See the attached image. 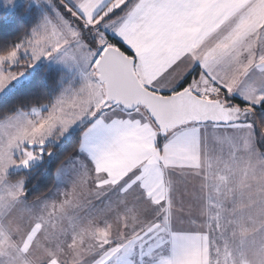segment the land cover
<instances>
[{
	"label": "snow or ice",
	"instance_id": "obj_1",
	"mask_svg": "<svg viewBox=\"0 0 264 264\" xmlns=\"http://www.w3.org/2000/svg\"><path fill=\"white\" fill-rule=\"evenodd\" d=\"M59 3L67 17L46 18L0 53V89L22 74L11 70L20 53L35 62L70 52L88 69L52 103L0 119V264H124L149 244L171 247L158 264H264L255 135L259 126L264 137L255 111L264 105V0ZM97 116L85 133L103 135L92 164L59 199L23 204V179L8 169L27 168L50 137ZM191 181L196 203L186 205L180 186ZM110 192L115 199L94 208ZM185 213L191 230L173 231Z\"/></svg>",
	"mask_w": 264,
	"mask_h": 264
},
{
	"label": "trees",
	"instance_id": "obj_2",
	"mask_svg": "<svg viewBox=\"0 0 264 264\" xmlns=\"http://www.w3.org/2000/svg\"><path fill=\"white\" fill-rule=\"evenodd\" d=\"M52 1L60 12L67 17L68 13L64 11V7L59 3V0ZM39 17V10L28 5L27 2L20 3L12 10L0 8V53L6 52L22 38L30 35L32 29L38 24ZM109 37L114 42L120 43L116 38ZM20 67L19 65H13L11 70H17ZM62 74L63 72L59 68L48 66L45 63L40 64L31 72L28 78L11 87L8 92L0 97V119H3L5 115L10 116L18 111L28 112L32 107L45 106L55 101L61 92ZM190 78L191 75L185 76L178 86ZM231 99L234 103H246L236 96H232ZM255 111L257 120L264 122V105H256ZM87 125L88 123L72 131L67 138L60 141V144L45 145L46 149L52 151L51 157L44 154L42 160L37 164L27 169L7 173L12 180L23 179L25 190L23 199L26 202L44 196L51 190L56 169L78 149L82 131ZM255 135L257 137V147L264 150V137L260 134L259 126L255 127ZM163 139L158 137L157 143L161 145Z\"/></svg>",
	"mask_w": 264,
	"mask_h": 264
},
{
	"label": "rangeland",
	"instance_id": "obj_3",
	"mask_svg": "<svg viewBox=\"0 0 264 264\" xmlns=\"http://www.w3.org/2000/svg\"><path fill=\"white\" fill-rule=\"evenodd\" d=\"M22 2H27L28 5L34 6L37 8V10H39L40 17H39L38 24L35 26L37 28L43 24V22L45 21L46 18L47 19H53V18L57 17L58 15L64 16L60 12V10L55 6V4L52 0H0V8H4L6 10H12ZM74 6H75V3H74ZM37 28H35V29H37ZM35 29L33 28V30H35ZM105 32L108 34H113L112 32H110L108 30H105ZM20 57H23L25 59L22 60ZM44 63L47 64L48 66H53V67H56V68H59L62 70L63 74H62L61 81H60V86H61L60 95L67 93L70 90L78 88L81 85V83L84 81V78H85L86 73L88 71L85 62L82 59L74 56L70 52H60V53L54 54L53 56L47 57V58L41 57L40 59L36 60L35 62H33L31 60L30 56H27L24 53H20L18 55V61L14 65H19L21 67L17 70H14V71L20 72L22 74L18 75L15 79H12L11 81H9L5 87L0 89V97L2 95H4L6 92H8V90L11 87H13L14 85H17L20 81H23L26 78H28L33 70H35L40 64H44ZM32 108H30L29 111H31ZM36 108H40V107H36ZM18 113H22V111H18L16 113H14L13 115H16ZM97 117H95V118H93V117L82 118L81 120H79L76 123L69 126L67 128V130L63 132V134H61L59 136L50 137L46 141L45 145H47V144H60V141L62 139L67 138L72 131L82 127L87 122H90V121L96 119ZM92 133L96 134L97 131H94ZM92 133H90V135ZM164 140L166 141L165 137L162 140V142ZM45 145H44V153L48 157H51L53 153L51 151V155H48V149H46ZM42 157L40 159L31 161L27 168H29V167L37 164L38 162H40L42 160ZM27 168L10 167L8 169V172L18 171V170L27 169ZM58 171H59V169L57 170V173H58ZM58 187H59V183H56L52 187L50 192H48L46 195L41 196L39 198H41L42 200L59 199L60 193L62 191H64V189H59ZM193 191H198V182H196V181H191L187 186V190H185V186H184V195L182 197H183L186 205L188 202H191L193 205H195V203H196L195 200L189 196V193H191ZM39 202L40 201L37 199H35L31 202H26L24 199L22 200V203L25 205L39 204ZM93 205H95V202L93 203ZM198 222H199V220H198ZM176 223H177V221H172L170 223V228L175 232L187 233L191 230V225H189L187 223V219H185L183 221L182 225L178 226V225H176ZM149 247H152V245H150V244L146 245L142 252L138 247L136 252L132 256V259H126L124 261V264H133V260H135V264H158V261L161 257H166V256H169L171 254L170 245L153 247L151 252H149V250H148Z\"/></svg>",
	"mask_w": 264,
	"mask_h": 264
},
{
	"label": "crops",
	"instance_id": "obj_4",
	"mask_svg": "<svg viewBox=\"0 0 264 264\" xmlns=\"http://www.w3.org/2000/svg\"><path fill=\"white\" fill-rule=\"evenodd\" d=\"M65 2L69 6L73 8L75 7L74 0H65ZM35 28L37 27H34V29ZM106 35H109L119 40V38L116 37L114 33L113 34L106 33ZM197 67L198 66L196 65L193 66L194 69ZM180 81L177 82L176 86H178ZM233 96H236L242 99L244 102H246L240 93H234ZM104 115H108V114L105 113ZM102 118H103L102 116H98L96 119L90 122H87L88 125L82 131L81 141H80V145L78 149L72 155L66 158L56 169L53 186L56 183H59V187H58L59 189H64V191L68 190L71 187L73 180L77 177V175L81 172V170L92 164L91 153L98 147L100 143H102L103 135H102V131L100 130H97L96 134L94 133H92L91 135L89 134L87 137H85V133L88 131L89 128H91L96 123V120L102 119ZM113 118H126V115L118 114L117 116ZM108 122H109L108 120H105V123H108ZM164 142L166 141L164 140L162 144ZM58 169L59 171L57 173ZM180 194L182 196L184 195V185L180 186ZM114 195H115L114 192H110L106 194L104 197H100L97 200H94L93 201V203L95 202V205H93L94 208L102 209L107 201L115 199ZM184 215L185 216L181 214L176 220H173V221H177L176 225L179 226L183 224V221L186 219V213ZM197 217H198V214H197ZM150 218H151L150 213H145V219H150Z\"/></svg>",
	"mask_w": 264,
	"mask_h": 264
},
{
	"label": "water",
	"instance_id": "obj_5",
	"mask_svg": "<svg viewBox=\"0 0 264 264\" xmlns=\"http://www.w3.org/2000/svg\"><path fill=\"white\" fill-rule=\"evenodd\" d=\"M160 138H164L163 136H161Z\"/></svg>",
	"mask_w": 264,
	"mask_h": 264
}]
</instances>
